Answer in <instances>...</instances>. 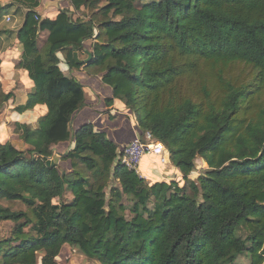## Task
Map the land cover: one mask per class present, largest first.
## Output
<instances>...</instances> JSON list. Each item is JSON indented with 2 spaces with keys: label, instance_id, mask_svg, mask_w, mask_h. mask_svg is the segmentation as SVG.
I'll return each mask as SVG.
<instances>
[{
  "label": "trees",
  "instance_id": "16d2710c",
  "mask_svg": "<svg viewBox=\"0 0 264 264\" xmlns=\"http://www.w3.org/2000/svg\"><path fill=\"white\" fill-rule=\"evenodd\" d=\"M68 1L73 11L49 19L40 0H12L25 9L18 66L35 86L16 109L46 112L35 128L14 124L26 150L0 143V224L13 225L0 264H58L64 245L97 264H241L243 255L263 264L264 0ZM88 40L84 70L111 88L106 104L135 113L191 195L178 180L147 182L116 162L117 145L92 123L72 129L85 94L59 54L79 68L73 54ZM235 64L253 69L249 82L230 78ZM9 99L0 87V109ZM69 139L68 165H48ZM197 157L208 167L201 174ZM111 178L118 186L107 198ZM66 192L71 201L56 202Z\"/></svg>",
  "mask_w": 264,
  "mask_h": 264
},
{
  "label": "crops",
  "instance_id": "0c3cea01",
  "mask_svg": "<svg viewBox=\"0 0 264 264\" xmlns=\"http://www.w3.org/2000/svg\"><path fill=\"white\" fill-rule=\"evenodd\" d=\"M0 7V87L4 93H10V99L0 109V143L10 142L17 149L26 150L28 146L13 131L14 124L16 122L25 123L35 128L39 117L45 114L46 108L38 104L24 112L16 109L23 105L29 94L35 90L27 71L18 66L22 55V44L17 38V31L22 25L25 9L12 4V0H0ZM62 9L73 11L68 0H40L36 8L41 17L49 19L55 18ZM7 16L10 17V21H6ZM74 17L76 18L75 15ZM47 35V31L40 33L38 47L43 45ZM85 51L92 52V41H86L83 51L77 52L80 60H84L83 54L87 56ZM59 55L61 60L59 66L62 72L78 79L83 85L85 94L84 105L73 115L72 129L76 130L86 123H92L97 131L104 132L117 145L119 155L128 142L142 136L137 127L136 118L130 116L129 111L116 100L111 104H106L105 100L112 98V90L102 82L101 75L88 74L84 70L85 64L79 68L69 67L63 61L62 54ZM11 122L13 126L7 128ZM73 145L72 139L58 143L52 148L53 153L49 158L56 164L67 166L68 161L62 160L61 155ZM117 160L118 158L116 162ZM157 161L159 160L156 158L145 156L138 167V175L147 182L181 179L180 171L169 160L168 151L164 156L165 163ZM152 175H156L157 178ZM67 247L69 246L64 245L63 249Z\"/></svg>",
  "mask_w": 264,
  "mask_h": 264
},
{
  "label": "rangeland",
  "instance_id": "374dc122",
  "mask_svg": "<svg viewBox=\"0 0 264 264\" xmlns=\"http://www.w3.org/2000/svg\"><path fill=\"white\" fill-rule=\"evenodd\" d=\"M149 1H152V0H144L143 2H149ZM82 13L85 15L87 14L86 11H80L79 13H75L74 15L76 17H78L79 15L82 16ZM87 18H88V16H87ZM87 43L89 44L90 42H87ZM83 56H84L83 59L87 58V56L85 54H83ZM229 75H230V78L235 82H249V80L253 77L254 72H253V69L249 66L242 65V64H235V65L230 67ZM128 114L130 116H132L133 118L136 117L135 113L133 111H129ZM8 126L9 127H7V128H11L13 126V122H11ZM36 126H37V124H36ZM156 159H158L160 161L159 158H156ZM159 161H157V162L159 163ZM203 164L204 163L201 161V158L197 157L196 168H195L196 173L201 174L202 172H204V170H206L208 168L206 164H204V165ZM63 167H65V166L59 167L60 170H63L62 169ZM153 171H152V173L154 174L155 171L154 172ZM194 176L196 177L198 175L191 174V177H194ZM152 177L157 178L156 175H152ZM174 185L180 186L179 188H181L183 190V192L186 193L187 195L192 194V191L188 187V183L186 180H180L179 179L178 183L174 182ZM116 186H118L117 180L111 178L110 182L108 183V185L105 188V193H106L107 198H109V192H110L111 187H116ZM71 199H72V197L70 196V193L66 192L62 198L56 199V202H59V201L69 202ZM198 200H201V198L198 197ZM15 207L16 208H25V206L22 204H18ZM4 222L5 223L0 224V238H3L5 236H9L11 227L13 226L11 224V222H9V221H4ZM249 260H250L249 256L243 255V256L238 257L237 262L241 263V264H245V263H248ZM57 262H58V264H97L96 262L91 261V260L87 259L86 257H84L83 255H81L80 253H78L76 248H71V247H67L66 249H63V251L60 252V254L58 255V258H57ZM263 264H264V262H263Z\"/></svg>",
  "mask_w": 264,
  "mask_h": 264
},
{
  "label": "built area",
  "instance_id": "2783aa9c",
  "mask_svg": "<svg viewBox=\"0 0 264 264\" xmlns=\"http://www.w3.org/2000/svg\"><path fill=\"white\" fill-rule=\"evenodd\" d=\"M6 21H10V17L7 16ZM167 151L161 142L152 138L149 133H146L128 142L121 149L118 161L128 169L135 170L137 173L138 167L145 156L159 158L162 163H165L164 156Z\"/></svg>",
  "mask_w": 264,
  "mask_h": 264
},
{
  "label": "water",
  "instance_id": "95a60500",
  "mask_svg": "<svg viewBox=\"0 0 264 264\" xmlns=\"http://www.w3.org/2000/svg\"><path fill=\"white\" fill-rule=\"evenodd\" d=\"M85 52L87 54V58L84 59V60H80L78 58V56H77V52H74L73 56H74V60H75L76 63L83 64V63L88 62L92 58V53L91 52H88V51H85ZM45 160H46V163L48 165H53L54 164V162L51 159H49V158H45Z\"/></svg>",
  "mask_w": 264,
  "mask_h": 264
}]
</instances>
